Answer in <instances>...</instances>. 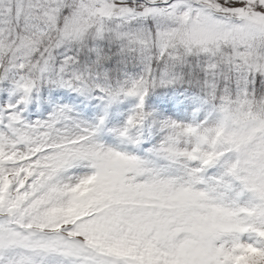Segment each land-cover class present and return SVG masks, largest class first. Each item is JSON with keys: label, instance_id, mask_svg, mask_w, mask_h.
<instances>
[{"label": "snow or ice", "instance_id": "snow-or-ice-1", "mask_svg": "<svg viewBox=\"0 0 264 264\" xmlns=\"http://www.w3.org/2000/svg\"><path fill=\"white\" fill-rule=\"evenodd\" d=\"M5 82L0 264H264V0H0ZM43 84L137 97L133 151L69 105L28 121ZM169 86L191 120L144 110Z\"/></svg>", "mask_w": 264, "mask_h": 264}, {"label": "rangeland", "instance_id": "rangeland-1", "mask_svg": "<svg viewBox=\"0 0 264 264\" xmlns=\"http://www.w3.org/2000/svg\"><path fill=\"white\" fill-rule=\"evenodd\" d=\"M3 88L6 90L0 91V105L14 103L17 96L10 95L7 90L11 85L5 82ZM138 103L137 97H123L106 108L104 100L85 98L69 89L43 84L38 93L33 92L32 100L23 115L30 122L43 120L56 105H69L73 109L72 114L87 124L97 125L103 118L104 123L96 133L98 142L117 149L133 151L131 146L122 143L123 138L119 136L118 130L126 126ZM196 107L197 103L189 94L184 93L181 86L157 88L144 100V110L161 119L191 120ZM148 123L150 121L145 122V135Z\"/></svg>", "mask_w": 264, "mask_h": 264}]
</instances>
